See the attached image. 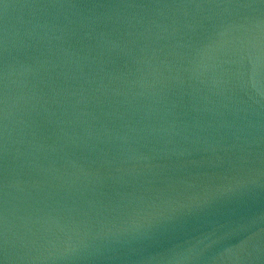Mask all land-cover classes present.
Masks as SVG:
<instances>
[{
  "label": "water",
  "instance_id": "1",
  "mask_svg": "<svg viewBox=\"0 0 264 264\" xmlns=\"http://www.w3.org/2000/svg\"><path fill=\"white\" fill-rule=\"evenodd\" d=\"M0 264H264V0H0Z\"/></svg>",
  "mask_w": 264,
  "mask_h": 264
}]
</instances>
